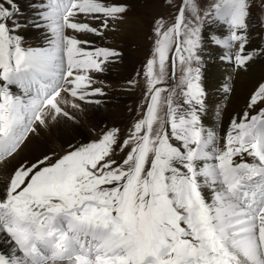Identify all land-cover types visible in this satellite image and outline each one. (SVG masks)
<instances>
[{
	"label": "snow or ice",
	"instance_id": "6c2138e0",
	"mask_svg": "<svg viewBox=\"0 0 264 264\" xmlns=\"http://www.w3.org/2000/svg\"><path fill=\"white\" fill-rule=\"evenodd\" d=\"M250 5L181 0L170 20H154L136 73L144 98L127 129L104 126L59 153L17 159L30 135L101 103L95 76L122 52L96 40L129 5L32 0L22 20L19 0H0V164L11 165L0 186V264H264V82L223 136L201 119L209 49H223L218 59L233 72L264 55L248 47ZM29 25L36 46L21 31Z\"/></svg>",
	"mask_w": 264,
	"mask_h": 264
},
{
	"label": "bare ground",
	"instance_id": "6f19581e",
	"mask_svg": "<svg viewBox=\"0 0 264 264\" xmlns=\"http://www.w3.org/2000/svg\"><path fill=\"white\" fill-rule=\"evenodd\" d=\"M135 1L141 0H124V2L129 5V11L126 13L127 19H125L122 23L117 24L115 30L110 31L106 38L114 37L121 25L122 35H133V33L138 31L136 28L139 25L140 20L134 22L133 17L130 16L134 12L133 2ZM31 2L32 0H19L21 10H26L31 14L32 10L28 7V4ZM153 6L154 4L150 0H147L144 2L143 7L141 8L146 11ZM27 17L28 16L21 17V19L24 20ZM249 25V49L264 48V45L261 43L262 34L257 24L254 22V20H249ZM212 27L213 29H219L220 25L217 24ZM21 31L23 32L25 39L33 46H36L40 43V33L30 25L23 28ZM209 51H211L213 58L206 63L203 71L202 80L203 86L207 91V98L206 111L202 114L201 119L202 123L206 127L214 128L221 136H223L229 125L230 118L236 112L241 110L245 101L244 98L247 97L249 91L253 87V84L264 80V69H261L264 67V55L256 56L257 61L248 65L246 70L252 73H245L246 70H237L233 72L231 66L227 62H222L218 59V57L223 54V49L213 46L209 49ZM107 70L109 71L102 74H96L95 79L97 81H103L102 85H97L101 87L105 85L109 86L116 80L117 82L121 83L118 90L119 96L117 98L115 97L116 99L114 100L118 108L114 112L112 111L113 113L111 114L112 124L117 125L124 116V112L122 110L124 104L128 101H131L133 98V87L132 85H129L124 79H116L114 71L111 69ZM225 83L230 84L231 92L225 93L223 91L222 86ZM97 97H94V99H99ZM110 101H112V99ZM91 106H93L92 110L94 114L98 115V112L100 111L99 106L96 104H91ZM91 106L86 105L84 106L83 112L76 113V116L78 117L76 122L63 121L60 123H52L49 128L41 129L38 135H30L28 140L22 146V150L20 151L17 159H31L33 157L50 152L59 153L63 151L70 143L84 142V140L94 137L95 131L97 130L95 126L97 125V119L99 118H97L95 121H92L91 123L90 119H87L86 111H88L89 107ZM85 121L91 125L86 126V124H84ZM11 163L14 164L15 161H12ZM10 166L11 165L5 166L0 164V186H2Z\"/></svg>",
	"mask_w": 264,
	"mask_h": 264
},
{
	"label": "rangeland",
	"instance_id": "374dc122",
	"mask_svg": "<svg viewBox=\"0 0 264 264\" xmlns=\"http://www.w3.org/2000/svg\"><path fill=\"white\" fill-rule=\"evenodd\" d=\"M145 1L147 0L133 2L134 12L130 16L133 17L134 22L140 20L139 25L136 28V30L138 29L136 33L127 36L122 35V31H121L122 25H121L120 28L118 29L117 34L114 37H108L105 38L104 40H99V39L96 40L97 44L101 46L114 47L122 52V57L118 61H114L108 64L107 66V69H111L112 71H114L115 78L124 79L125 81L136 79L138 83L136 85H132L133 98L131 101H128L124 104L122 108L124 112L123 113L124 116L121 118V120L118 122L117 125L112 124L111 114L118 108L114 100L119 96L118 90L121 83L117 82L116 80L115 82L111 83L109 86L107 85L102 86L105 95L97 97L99 98V100H101V103L98 105L100 108L98 115L94 114L92 110L93 106L91 105H90L91 107H89V110L86 111L87 119L88 118L90 119V123L92 121H95L97 118H99L97 119L98 122L97 125L95 126V128H97L95 133L99 132L104 126H117L122 129H127L131 125L133 119L136 118L132 110H134L142 102L144 98L143 97L144 80L142 77H137L136 73L138 71L142 72L146 58H148L150 54V49L152 47V35H153L152 30L154 26V20L159 17H164L166 20H170L172 17H174L181 3V0H150L154 4V6L145 11L141 8L143 7ZM199 2L202 7L206 8L213 2V0H199ZM249 11H250V16L248 18V22L249 20L251 21L254 20V22L257 24L262 34L261 43L264 45V0H251ZM23 12L25 14L23 17L31 15L30 12L26 10ZM125 19H127V15L125 16L124 20ZM219 29L221 31L226 32V28L222 27L221 25ZM256 61L257 58L254 57L253 60L249 62V64L255 63ZM261 69L263 70L264 67H262ZM108 71L109 70H106L105 72ZM202 71H204V69ZM246 72L249 73L250 71L246 70L245 73ZM169 74L171 75L170 69H169ZM178 75H179V71H177V76ZM261 82H264V80ZM169 84H171V80H169ZM256 86H258V83L253 84V87L249 91L247 97L244 98L245 101L241 109L244 108L250 93L255 89ZM111 99L112 101H110ZM84 124H86V126L91 125L86 121L84 122ZM87 140H84V142H86Z\"/></svg>",
	"mask_w": 264,
	"mask_h": 264
}]
</instances>
